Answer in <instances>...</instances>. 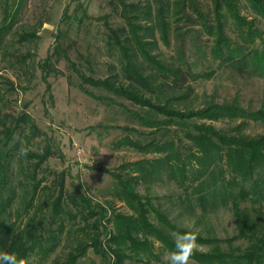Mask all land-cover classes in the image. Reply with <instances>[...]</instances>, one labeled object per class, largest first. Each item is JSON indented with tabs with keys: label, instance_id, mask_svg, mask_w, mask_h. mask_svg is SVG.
Masks as SVG:
<instances>
[{
	"label": "trees",
	"instance_id": "1",
	"mask_svg": "<svg viewBox=\"0 0 264 264\" xmlns=\"http://www.w3.org/2000/svg\"><path fill=\"white\" fill-rule=\"evenodd\" d=\"M71 1L77 5L72 14L65 8L61 24L82 25L86 11L80 0ZM116 1L114 6L120 7L123 23L118 26L107 20L104 23L105 44L116 55L118 65H108L104 78L87 76L76 68L75 71L81 83L133 104L135 109L128 111V115L139 128L151 134L164 130L168 135L165 139L152 137L144 144L127 137L117 141L118 145L157 156L124 164L121 166L124 173L113 174V195L131 214L113 211L109 216L105 207L83 194L65 195L62 177L58 191L46 193L51 188L42 185L43 180L37 174L51 156L49 146H44L41 153L27 149L26 156L19 155L23 139L29 140V134L33 137L41 132L26 112L0 113V251L26 259L35 254L40 261L34 264H45L59 245V236L65 232V217L76 219L79 215L84 237L63 262L53 260L50 264H77L88 248L101 256L105 264L159 260L154 243H159L160 254H164L173 248L171 234L189 229L175 224L167 212L154 205L150 197H141L136 188L141 182L166 173L181 189L177 205L184 212L196 215L199 209L200 216L205 217L224 207L234 219L235 234L231 237L199 233L198 245L208 250L197 251L192 257L194 263L264 264V133L252 136L244 132L249 122L264 125V104L257 110H248L234 98L222 103L208 100L198 109L170 111L150 98L161 83L175 74L157 53L159 42L170 45L171 33L181 37L195 33L192 36L195 51L220 69L238 76L264 78V0H245L248 14L242 13L239 0H209V6L201 5L200 0H153L158 6L155 10L149 0L144 4ZM17 13L18 8L11 14L4 12L1 17L0 47L12 30ZM183 20L198 30L183 32L179 25ZM63 33L66 31L60 29L55 34L54 47L36 64L48 98L52 97L49 78L60 74L56 65L62 57L68 60ZM198 34L209 39L205 48L196 43L201 36ZM15 36L20 44L38 38L36 32L24 30L15 32ZM32 57L29 52L21 56L25 69ZM176 58L180 70L191 71L184 41L177 42ZM2 99L0 92V102ZM221 120L234 125L228 129L213 125ZM22 159L26 162L27 182L19 180L24 170ZM69 204L76 208L75 213ZM24 217L26 230L21 228ZM57 221V229L53 231L49 225ZM106 222L111 224L110 228ZM46 229L47 236L43 235Z\"/></svg>",
	"mask_w": 264,
	"mask_h": 264
},
{
	"label": "rangeland",
	"instance_id": "2",
	"mask_svg": "<svg viewBox=\"0 0 264 264\" xmlns=\"http://www.w3.org/2000/svg\"><path fill=\"white\" fill-rule=\"evenodd\" d=\"M109 1L112 0H80L87 18L83 20L82 25L77 23L63 25L61 19L65 8L68 7V13L72 14L76 2L22 0L19 5V0H0V19L4 12L11 14L18 8L14 26L0 47V92L3 93L0 113L16 115L26 112L41 132L40 135L33 137L29 134V140L23 139L22 149L41 153L44 146H49L51 156L37 174V178L43 180L42 185L51 188V191L46 193L55 194L62 177L65 195L74 197L78 193L83 194L93 203L105 207L107 215L110 216L113 211L116 214H131L113 195L115 190L113 174L124 173L121 169L124 164L143 159L151 160L157 156L154 153H141L127 145H118L117 141L127 137L144 144L152 137L165 139L168 133L163 130L151 134L147 129L139 128L128 115V111L135 109L133 104L81 83L75 71L76 68L87 76L104 78L107 76L108 65H118L116 55L105 44L107 31L104 22L107 20L111 25L118 26L123 20L120 7L114 6L117 1L113 0V3ZM124 1L144 4L147 0ZM149 2L153 10L158 7L153 0ZM200 2L203 6H209V0ZM239 3L242 13L248 14L245 0H239ZM179 25L182 26L183 32L198 30L197 26L185 20ZM60 29L62 32L66 31L62 40L68 60L62 57L56 65L60 74L49 78L52 97L48 98L44 93L45 84L41 81V73L36 64L52 50L54 36ZM23 30L36 32L38 38L20 44L16 41L15 32ZM193 34L195 33H186L181 37L171 33L169 46L159 42L157 53L167 66L175 70V74L157 87L155 94L150 96L152 101L166 110L188 111L201 108L208 100L222 103L237 98L243 108L259 109L264 104V78L238 76L229 70L218 68L209 58L201 57L195 51L192 45L195 39L192 38ZM198 35L201 36L197 38L196 43L205 48L210 43L209 39L203 34ZM181 41H184L186 56L191 65V71L187 73L179 69L176 58L177 42ZM27 52L33 57L29 61L28 69H25L20 60ZM177 69L179 71H176ZM212 70L214 74L209 75ZM213 125L219 129H228L234 124L221 120L214 122ZM244 132L252 136L264 133V125L249 122ZM22 163L24 170L19 180L27 182L24 159ZM136 191L141 197H150L153 204L167 212L170 219L179 226L187 228L186 225L194 219L196 228L203 236L226 238L235 234L234 219L227 208L219 207L205 217L200 216L199 209H196V215L184 212L177 205V196L181 189L174 181L168 179L166 173H162L160 178L141 182ZM41 198L43 201L46 200L45 196ZM38 202L39 198L36 200V203ZM68 207L72 213L76 212L75 207L70 204ZM96 211L101 212L97 208ZM58 223L59 221L49 227L55 231ZM26 224L24 217L21 223L23 230H26ZM82 224L79 215L76 219L65 217V232L59 236L60 243L44 261L45 264H50L53 260L59 262L65 260L67 253L84 237V233L80 231ZM105 224L109 226L108 228L111 227V224L107 222ZM47 230L43 235L47 236ZM154 246L155 253L159 254V260L143 262L128 260L125 264H164L162 259L164 254H160L159 243L155 242ZM207 250L206 246H200L198 251ZM27 260L34 264L39 262L40 258L33 254ZM77 264H105V261L88 248L77 260ZM191 264L196 263L191 261Z\"/></svg>",
	"mask_w": 264,
	"mask_h": 264
},
{
	"label": "clouds",
	"instance_id": "3",
	"mask_svg": "<svg viewBox=\"0 0 264 264\" xmlns=\"http://www.w3.org/2000/svg\"><path fill=\"white\" fill-rule=\"evenodd\" d=\"M20 156H26V150H21ZM186 227L189 230L180 232L174 231L172 235L173 248L166 250L162 259L164 264H191L193 255L199 250L197 243L199 229L196 228L195 220H191ZM0 264H29L24 257L15 253L0 251Z\"/></svg>",
	"mask_w": 264,
	"mask_h": 264
}]
</instances>
